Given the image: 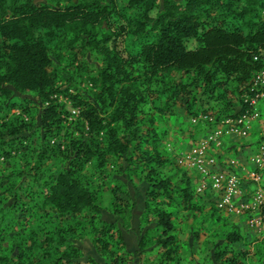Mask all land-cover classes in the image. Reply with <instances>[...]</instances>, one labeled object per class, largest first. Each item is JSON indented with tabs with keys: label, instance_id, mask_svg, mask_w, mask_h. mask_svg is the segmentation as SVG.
Listing matches in <instances>:
<instances>
[{
	"label": "trees",
	"instance_id": "obj_1",
	"mask_svg": "<svg viewBox=\"0 0 264 264\" xmlns=\"http://www.w3.org/2000/svg\"><path fill=\"white\" fill-rule=\"evenodd\" d=\"M263 11L264 0H0V160L12 159L21 142L30 140L21 115L9 114L13 109L27 110L33 101L27 96L12 97L14 90L36 97L34 106L43 116L52 113L56 97H69L76 109H82L81 129L88 131L78 139L71 135L67 166L58 163L51 167L52 160L59 162L63 153L60 142L50 143L61 127L43 126L38 147L19 157L24 169L3 177L0 264H82L75 229L48 217L54 211L78 224L79 217L88 212L86 224H92L99 207L78 173L92 159L103 166L106 156L129 153L136 140L152 139L151 147L141 151L143 168L149 169L147 176L152 182L148 193L169 202L175 201L174 194L195 218L202 214L206 205L196 203L192 192L198 196L211 192L197 193L196 181L185 175L178 183L165 176L161 169L167 161L155 153V129L143 137L133 125L139 107L151 97L154 111L162 117L174 114L180 95L190 97L187 111L201 133L209 125L201 117L214 115L220 120L235 116L246 84L263 67ZM76 48L90 49L102 58V67L89 77L96 88L92 100L62 90L56 85V75L49 71L51 54ZM261 109L263 112L264 101ZM118 125L124 128L121 136L113 127ZM218 160L224 170V163ZM212 194L214 206L208 210L209 217L220 225V243L212 252L213 260L215 264H246V254L240 253L238 258L234 250L242 233L223 219L222 214L232 216L216 207L217 196ZM9 196L14 203L8 206L5 199ZM20 197L27 201L21 202ZM149 206L145 201L147 210ZM16 210L24 218L14 224ZM152 213L156 221L142 231L138 250L151 243V233L159 231L154 244L166 248L169 260L176 247L171 213L156 209ZM120 218L130 226L131 214ZM115 226L120 233L117 242L124 246L118 225L103 222L101 234L110 236ZM5 243L9 245L3 247ZM104 246L103 252H95L106 264L123 261L118 247ZM88 262L98 264L96 259Z\"/></svg>",
	"mask_w": 264,
	"mask_h": 264
},
{
	"label": "rangeland",
	"instance_id": "obj_2",
	"mask_svg": "<svg viewBox=\"0 0 264 264\" xmlns=\"http://www.w3.org/2000/svg\"><path fill=\"white\" fill-rule=\"evenodd\" d=\"M37 1L44 2L46 0ZM102 29L106 30L107 25H104ZM56 55L51 54L52 64L49 69L51 73L56 75V85L61 87L62 90L68 89L67 93L71 95H80L92 100L96 88L91 85L89 77L90 75H96L97 69L102 67L101 56L90 49L83 50L79 48L72 51L58 50ZM190 91L192 94L196 92L195 89ZM15 95L14 93L12 97ZM20 96H27L33 101V104H30L29 108L23 112L20 109H13L9 115H21L28 125L25 134L30 140L21 142L22 148L20 147L19 152L12 154V159L0 160V185L5 184L3 177L11 172L24 169L25 163L19 157L38 147L39 138L44 132L40 128L43 126L53 128L58 125L61 127L59 134L53 136L50 143L54 145L60 142L63 153L57 158L59 162L56 161V158L52 160L51 167L58 163L61 166H67L68 154L72 151L69 144L71 135L73 138L78 139L81 136L86 137L88 133L86 128L81 129L83 119L80 115L72 122L68 120L67 114L76 109L71 104L69 97L64 95L56 97L55 102H53L56 106L53 107L52 113L43 116L41 109L34 106L37 102L36 97L30 94ZM151 99L152 97L147 98L139 107L140 111L137 120H135L137 123L133 125V128H136L137 134L143 137L148 136V130L155 129V137L158 139L155 153L158 152L167 161L161 169L165 176L174 177L175 182L178 183L181 177L185 175L195 183L193 173L185 171L176 164L177 156L195 145L197 137L201 135V132L194 128L196 123H193L187 111V100L191 98L180 95L174 114L163 117L154 111ZM258 123V130L254 128L251 135L246 139L223 140L222 145L214 152L216 159L226 161L235 157L242 162H246L253 154L256 143L264 138V119ZM113 127L118 136H121L124 132L121 125ZM151 141L152 139H149V143L146 140L133 141V147L129 153L121 156L108 155L105 157L106 160L103 166L97 165V159L85 162L82 170L78 173L79 179L91 191L94 204L99 207L100 211L92 224H86L87 219L90 217L88 212H84L79 217L81 223L78 224L70 217L58 216L54 211L48 217L51 220L53 219L56 224L61 223L66 227L70 225L72 229H75L78 237L75 244L82 251L83 256H80L82 264H88L90 259H96L98 264H106V261L97 256L95 252V249L103 252L105 250L104 245L108 249L118 247L117 252L123 260L121 263L111 262V264H215L212 252L216 250V246L220 243L218 237L220 225L215 223L208 213L209 208L214 206L213 194L205 193L203 196H198L192 192L196 203L202 204L204 202L206 205L204 212L198 214L195 218L189 210L184 209L183 204L177 200L174 194H172V199L175 201L169 202L165 197L148 193L150 190L149 185L152 182L151 178L147 176L149 169L143 168L141 151L147 146L150 148ZM230 145L237 148L238 151H231L229 149ZM128 158H132V163H129ZM55 166L57 167V165ZM218 167L219 169L222 167L220 162ZM261 178V185L264 188V170L261 171ZM245 185L249 186L250 183L246 182ZM19 199L21 202L27 201V198L24 197ZM145 201L150 205L148 210L145 208ZM5 202L8 206L14 203L11 196L7 197ZM153 208L156 211L164 210L171 213L170 219L174 226L172 235L176 239V247L173 246V252L169 260L166 259L165 255L166 248L154 244L159 237V231L151 233V243L147 244L141 252L136 249L138 246L136 245L137 239L142 231L152 227L156 221V216L152 213ZM121 211L124 216L131 214L129 227L123 224V220L120 218ZM13 213L14 224L17 223L18 219L24 218L20 210L13 211ZM20 215L21 218H19ZM221 216L229 224L237 225L242 233V241L234 248L238 258L241 257L240 253H245L246 264H264V224L259 231H253L246 226L245 217H228L223 214ZM103 222L119 226L125 243L124 246L117 242L120 233L116 232V226L110 236L106 237L101 234L100 228ZM8 245L5 243L3 247Z\"/></svg>",
	"mask_w": 264,
	"mask_h": 264
},
{
	"label": "built area",
	"instance_id": "obj_3",
	"mask_svg": "<svg viewBox=\"0 0 264 264\" xmlns=\"http://www.w3.org/2000/svg\"><path fill=\"white\" fill-rule=\"evenodd\" d=\"M264 17V11L262 12ZM256 59V58H255ZM263 67L246 84L241 95L239 110L235 116L216 120L214 116L201 117L208 122L204 133L195 145L177 156L176 164L191 171L196 180L195 190L202 194L209 190L217 196L216 207L232 217H245L250 230L259 231L264 224V188L261 171L264 170V138L254 146V152L246 162L230 158L219 169L214 152L226 139H246L252 128L264 119V59ZM79 109L70 111L68 120L74 121ZM196 123L195 119H192ZM250 185L246 186L245 183Z\"/></svg>",
	"mask_w": 264,
	"mask_h": 264
},
{
	"label": "crops",
	"instance_id": "obj_4",
	"mask_svg": "<svg viewBox=\"0 0 264 264\" xmlns=\"http://www.w3.org/2000/svg\"><path fill=\"white\" fill-rule=\"evenodd\" d=\"M258 124H259V123H258ZM258 124L255 125V127H254L255 130H258V128H259V125H258ZM233 148H234L233 146H231V145L229 146V149H230L231 151H234V152H235V151H238L237 148H234V150H232ZM239 154H240V153H239ZM237 157H240V156H237ZM221 160L225 162V160H223V159H221Z\"/></svg>",
	"mask_w": 264,
	"mask_h": 264
},
{
	"label": "water",
	"instance_id": "obj_5",
	"mask_svg": "<svg viewBox=\"0 0 264 264\" xmlns=\"http://www.w3.org/2000/svg\"><path fill=\"white\" fill-rule=\"evenodd\" d=\"M14 93L17 95V97H21L20 94L18 92H16L15 90H14Z\"/></svg>",
	"mask_w": 264,
	"mask_h": 264
},
{
	"label": "flooded vegetation",
	"instance_id": "obj_6",
	"mask_svg": "<svg viewBox=\"0 0 264 264\" xmlns=\"http://www.w3.org/2000/svg\"><path fill=\"white\" fill-rule=\"evenodd\" d=\"M138 243H139V240L137 239V244L136 245H138ZM136 249H138V246L136 247Z\"/></svg>",
	"mask_w": 264,
	"mask_h": 264
}]
</instances>
